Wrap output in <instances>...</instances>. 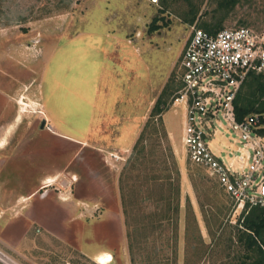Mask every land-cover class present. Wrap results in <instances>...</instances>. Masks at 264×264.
<instances>
[{
  "label": "rangeland",
  "instance_id": "374dc122",
  "mask_svg": "<svg viewBox=\"0 0 264 264\" xmlns=\"http://www.w3.org/2000/svg\"><path fill=\"white\" fill-rule=\"evenodd\" d=\"M156 17L159 26L168 25L151 32ZM204 24L260 31L264 0H0V147L6 148L0 164L8 162L3 176L22 184L28 196L23 203L11 201L10 212H0V264H97L95 253L108 252L110 264L255 262L258 254L247 249L233 201L206 169L189 161L181 136L185 105H174L191 28ZM105 36L113 58L103 63L97 57ZM106 62L117 72L112 73L116 87L83 88L87 68ZM70 68L77 69L71 78ZM56 82L63 84L58 94ZM91 91L95 98L114 95L121 102L138 97L144 118L138 138L150 119L148 102L155 97V106L162 98L167 110L149 121L143 153L134 150L138 138L127 151L116 150L112 127L105 130L109 148L103 151L61 137L52 142L46 135L51 122L42 97L47 105L51 96L59 97L54 114L70 133V125L80 126L64 118L67 102L70 107L72 94ZM22 97L26 113L17 103ZM211 127L214 151L228 159L229 149L240 145L237 134L221 114ZM56 164L53 186L33 184L46 166ZM182 171L190 191L182 185ZM72 177L78 179L74 184ZM46 190L49 198L43 201ZM161 192L172 194L170 211ZM59 196H75L82 211L70 212ZM1 197L5 204L6 195Z\"/></svg>",
  "mask_w": 264,
  "mask_h": 264
},
{
  "label": "built area",
  "instance_id": "2783aa9c",
  "mask_svg": "<svg viewBox=\"0 0 264 264\" xmlns=\"http://www.w3.org/2000/svg\"><path fill=\"white\" fill-rule=\"evenodd\" d=\"M157 1V0H153ZM182 88L174 101L184 104L182 141L189 161L206 169L243 218L264 214V114L237 119L235 100L251 73H264V28H224L210 33L192 26L181 57ZM222 115L239 146L220 157L211 145L213 121Z\"/></svg>",
  "mask_w": 264,
  "mask_h": 264
},
{
  "label": "crops",
  "instance_id": "0c3cea01",
  "mask_svg": "<svg viewBox=\"0 0 264 264\" xmlns=\"http://www.w3.org/2000/svg\"><path fill=\"white\" fill-rule=\"evenodd\" d=\"M107 39L109 40V38L105 36V41H104L105 43H103L102 45L103 47H105V49L102 50L103 54H101L100 57H97V58H100L98 59L100 62H101V57H102L103 63L105 61V58L108 59L109 56L112 54L111 50H109L112 47V41L109 42ZM103 63H100L101 66L95 65L93 68H87L88 70H86V73L84 74V78L82 80L84 81V84H82L83 88L85 86L89 88L90 86V88L93 90V89H96L97 87L103 88V89H106V87H111L112 89L116 87V85L118 84V81H115L117 78L115 74H112V73H117V72L114 70V67L108 65L107 62L105 64ZM71 70L72 68H70V72H71L70 78L71 76L74 75L73 73H77V69L76 70L73 69L72 71ZM108 72H110V74H107ZM92 74H93L94 80H91ZM103 75H105V79L104 78L102 79ZM74 76H76V74ZM130 77H132V75ZM56 86L60 88H57ZM61 86H63V84L61 83L58 84V82H56L55 87L57 88V94H58L59 89H61ZM78 90L80 91L79 88ZM53 92L51 93V95H53ZM54 94L57 96L56 93ZM72 95L73 97H70V107H68V102H67L66 117L64 118L68 119L70 117L69 118L70 122H76L74 126L78 128V125H79L80 128H78L79 130L74 129V128L72 130L71 125H70V133H68V131H64V129H61L63 127H66L67 125H64V124L62 125V123H59V120H57V116H55L56 114H54L56 113L55 110H56V105L58 101L56 99H59V97H55L56 99L55 98L53 99V97L51 96V100L48 101V105H47V102H45L44 98L42 97V101H43L42 105H43L44 111L46 112V115L47 117H49L48 119H50V122H51V127L47 130L48 132H46L47 133L46 135L54 138L52 142L57 141L58 138L61 137L66 140L76 142L82 145H91L97 151H103L104 149L109 148L105 141L106 139V134H104L105 130L108 127L109 128L112 127L113 131L116 132L115 133L116 140H113L111 143L112 145L114 144L116 145V147L119 148L116 150L127 151L129 148H132V146L134 145V143L136 142L138 138L140 128L142 127V123L144 121V118L139 117V113L137 110L138 109V97H136L135 99L130 97L127 100H125V102H121L122 99L119 100L114 95L111 96V99L105 98V97L95 98L96 96L94 97V94L92 93V91L90 93H87V92H85L84 94L81 93V95H76V94H72ZM61 98H64V97H61ZM59 101H61V103L64 102V100L63 101L59 100ZM67 101H69V99H67ZM31 102H32L31 105L33 107L34 106L37 107L38 104L35 101H31ZM17 103L21 107L20 109L21 113L28 112L27 108L29 106L25 103V97H22L21 99H19ZM122 103L124 105L125 104L127 105L129 103L130 109H128V107L121 108V109L120 107L116 108V105L118 104L119 106L120 104L123 105ZM154 103H155V97H152L150 101L148 102L149 109L152 106L154 108ZM64 105H66V103H64ZM68 108L70 109L68 110ZM33 112L37 113L36 111H33ZM62 120L64 119H61V121ZM108 121L111 123L109 126L106 125V122ZM79 122H83L82 125H80ZM183 127H184V124L182 126V133H181L182 137H183ZM4 147L5 146H1L0 151L2 152L6 151V148ZM56 157L58 159L57 151H56ZM4 162L5 161L3 160L2 164H0V212H10L11 209L15 208V205L17 204V202L23 203L24 201H26L28 196H27L26 188L25 189L21 188L22 184L13 183L10 178L3 176L5 165H7L8 163L7 162L4 164ZM46 167L48 168L42 170L37 180L33 182V184H40V186L44 185L42 189L49 188L50 186H53L58 181L57 176L54 175L55 173H53L55 171L54 169H57V164L53 167H49V166H46ZM72 178H73L72 180L73 184L78 181L77 178H74V177ZM73 184H71V186ZM182 185L186 191H190V188H191L190 181L185 171H182ZM38 193L39 191L34 192L30 194L29 196L34 197ZM4 194L6 195V198H4V202H6L5 204L1 203L2 201L1 199H3L1 195L3 196ZM48 198H49V190H46L42 194L41 199L45 201ZM59 200L61 201V203L66 204L67 208H70V212L82 211V208H80L82 207L80 206L82 205L81 203L82 201L77 199L75 196L74 197L70 196V200L59 196ZM11 201L15 202L14 203L15 205L13 203H10ZM23 209H25V207ZM43 221L47 223L48 220H43ZM50 226H51V223H50ZM46 230L50 232H54V233L60 231L58 229H55V228L53 229L50 227L46 228ZM99 254L101 253H95V256L97 257Z\"/></svg>",
  "mask_w": 264,
  "mask_h": 264
},
{
  "label": "trees",
  "instance_id": "16d2710c",
  "mask_svg": "<svg viewBox=\"0 0 264 264\" xmlns=\"http://www.w3.org/2000/svg\"><path fill=\"white\" fill-rule=\"evenodd\" d=\"M159 19L160 18L158 17L153 19L150 24L149 31L154 32L161 29L163 26L168 25V23L165 22V24L159 26L157 24ZM201 28L210 33H215L222 29H214L215 27L210 24H204ZM163 104L166 105L163 102L162 98H159L150 114V119L148 120V123L146 124L145 128L143 129L140 137L138 138L134 146L135 151L137 150V152L143 153V142L146 140L149 121L152 118H155L156 116H159L160 118L163 112L167 110V108H165ZM235 110L237 119L239 121L243 120L246 116L253 113L264 114V73H251L249 75L237 95V98L235 100ZM164 134H166L165 130ZM168 179H170V176L168 177ZM169 185H172V183H169ZM160 196V200L164 201L166 210L170 211L172 209V194L171 196H165L161 192ZM174 212H176V214L179 213V205L174 207ZM239 223L245 231V244L247 246V249L258 254L257 259L255 260V262H253V264H264V214L258 210H253L248 216L244 218L241 217Z\"/></svg>",
  "mask_w": 264,
  "mask_h": 264
},
{
  "label": "bare ground",
  "instance_id": "6f19581e",
  "mask_svg": "<svg viewBox=\"0 0 264 264\" xmlns=\"http://www.w3.org/2000/svg\"><path fill=\"white\" fill-rule=\"evenodd\" d=\"M113 261L112 255L108 253H101L96 257L97 264H110Z\"/></svg>",
  "mask_w": 264,
  "mask_h": 264
}]
</instances>
